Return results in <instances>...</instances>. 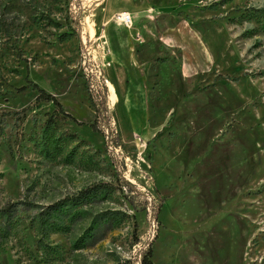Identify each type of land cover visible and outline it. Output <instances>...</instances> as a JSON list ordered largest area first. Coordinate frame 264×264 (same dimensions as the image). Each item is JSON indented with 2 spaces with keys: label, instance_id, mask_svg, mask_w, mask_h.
Here are the masks:
<instances>
[{
  "label": "rangeland",
  "instance_id": "rangeland-1",
  "mask_svg": "<svg viewBox=\"0 0 264 264\" xmlns=\"http://www.w3.org/2000/svg\"><path fill=\"white\" fill-rule=\"evenodd\" d=\"M131 4L141 9L121 20L131 33L177 27L179 42L169 50L146 35L142 55L153 56L135 67L150 66L149 78L117 98L92 32L97 13ZM255 7L264 0H0V206L112 185L70 232L50 235L57 255L37 250L30 211H19L0 264H140L150 243L155 264H264V16ZM63 31L72 36L59 41ZM86 77L101 129L90 124L98 109ZM27 78L74 119L30 86L17 91ZM52 112L54 158L41 149Z\"/></svg>",
  "mask_w": 264,
  "mask_h": 264
},
{
  "label": "trees",
  "instance_id": "trees-1",
  "mask_svg": "<svg viewBox=\"0 0 264 264\" xmlns=\"http://www.w3.org/2000/svg\"><path fill=\"white\" fill-rule=\"evenodd\" d=\"M251 15H253V17L264 16V7H255ZM50 21L55 25H59L56 21ZM71 33L73 32H61L58 35L59 41H64L70 38L72 36ZM97 77L101 80V73ZM93 79L91 80L87 78L86 83L88 85L91 102L96 105L98 113L90 124L94 129H101L100 124H98V115L100 113L99 103L97 102L98 95L93 89L94 85L91 86V83H96ZM102 81L101 85L105 89L106 85L103 84L104 82ZM27 86L37 90V99L51 101L55 106V111L74 119L69 112L65 111L62 103L54 94L46 91L34 80L27 78L26 84L17 86L16 90L21 91ZM55 116L54 112L48 114L41 129V149L48 157L52 158L58 156L62 151V146L59 141L61 136H56L57 122ZM108 139L109 137H107V140ZM111 190L112 185L109 182L102 181L87 185L71 195H66L47 204H34V202L26 198L7 200L0 206V245L6 242L10 231L18 225V212L21 210H29V221L36 234L35 243L37 250L44 255H57L59 253L58 246L50 241V235L57 232H70L73 224L85 216L86 211L83 208V205L99 197L106 196ZM106 219V222H111L114 220V216L110 215L108 218L106 217ZM112 223L114 225L117 224V222ZM129 262V260H123L116 264H127ZM140 264H155L151 259V243L143 251L140 258Z\"/></svg>",
  "mask_w": 264,
  "mask_h": 264
},
{
  "label": "crops",
  "instance_id": "crops-1",
  "mask_svg": "<svg viewBox=\"0 0 264 264\" xmlns=\"http://www.w3.org/2000/svg\"><path fill=\"white\" fill-rule=\"evenodd\" d=\"M97 10V9H96ZM147 12L146 17L148 19H154L152 14V7L148 6L145 8ZM115 11H128L130 12L133 20L139 19V9L135 4L130 5V7H122L118 10L106 8V10H102L100 13H97L96 21H94L96 28L92 32L94 35V44L93 52L95 55L96 61H99L102 68L105 70V66L107 65L110 69L107 71L106 78H109L112 84L115 87V94L117 98L126 97L133 91V93L140 92V88H137V82L141 81V75L145 76V80L147 81L149 75L151 73V67L148 66L147 69H144V74L140 73L136 68L137 66L148 64L150 62L149 57H144L142 55V51L144 50L145 44H147L148 37H152L153 40L157 42L158 45L162 46V48H167L169 50L173 49L176 45H178V38H176L173 33L177 32V27L175 30L168 29L160 34H152L147 30H140L138 34H133L130 32L129 28L124 25L121 20L114 17ZM123 24H122V23ZM148 35V37H145ZM98 59V60H97ZM134 65L135 68L128 69L131 65ZM108 74V76H107ZM132 75V79L134 81V85L129 86L128 93L126 92L127 88L123 83V79H126V75ZM107 83V82H106ZM139 90V91H138ZM120 95V96H119Z\"/></svg>",
  "mask_w": 264,
  "mask_h": 264
},
{
  "label": "built area",
  "instance_id": "built-area-1",
  "mask_svg": "<svg viewBox=\"0 0 264 264\" xmlns=\"http://www.w3.org/2000/svg\"><path fill=\"white\" fill-rule=\"evenodd\" d=\"M116 17L118 19L122 20L127 25H129L131 23V21H132V16H131V14L128 11H119V12H117L116 13Z\"/></svg>",
  "mask_w": 264,
  "mask_h": 264
}]
</instances>
